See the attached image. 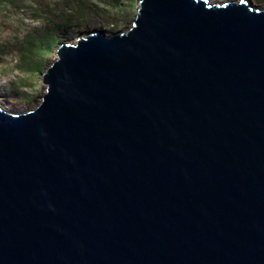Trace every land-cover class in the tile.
I'll return each mask as SVG.
<instances>
[{"label": "water", "instance_id": "water-1", "mask_svg": "<svg viewBox=\"0 0 264 264\" xmlns=\"http://www.w3.org/2000/svg\"><path fill=\"white\" fill-rule=\"evenodd\" d=\"M137 6L0 105V264H264V9Z\"/></svg>", "mask_w": 264, "mask_h": 264}, {"label": "rangeland", "instance_id": "rangeland-1", "mask_svg": "<svg viewBox=\"0 0 264 264\" xmlns=\"http://www.w3.org/2000/svg\"><path fill=\"white\" fill-rule=\"evenodd\" d=\"M139 1L0 0V105L15 113L36 108L45 94L42 74L59 44L94 30H127ZM249 1L264 9V0Z\"/></svg>", "mask_w": 264, "mask_h": 264}]
</instances>
